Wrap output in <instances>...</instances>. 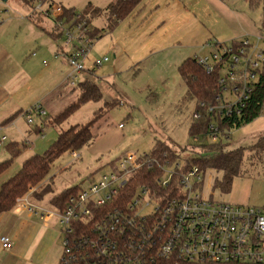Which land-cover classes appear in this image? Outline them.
<instances>
[{
  "label": "rangeland",
  "instance_id": "rangeland-1",
  "mask_svg": "<svg viewBox=\"0 0 264 264\" xmlns=\"http://www.w3.org/2000/svg\"><path fill=\"white\" fill-rule=\"evenodd\" d=\"M114 1L51 0L43 3L35 1L26 3L24 0H0V40L11 57H2L4 59L2 67L8 72L14 68L19 69L22 67L21 63L30 61L32 66L28 85L35 97H41L43 91L52 86L56 79V71L52 68L57 58L48 47L58 43L64 49L61 55H65L72 50L74 43H78L77 39L69 41L67 35V31L76 35L74 21L67 20V17L60 18L58 15L48 14L51 8L62 6L72 8L78 14H84L89 3L98 8H105ZM219 1L223 2V0H144L112 31L108 30L111 22L105 14L98 18L87 16L91 19L92 26L99 30L106 29V33L93 40L86 69L92 68L95 61L103 59L104 56H108L109 61L97 67L93 74H88V77L82 73L79 83L88 78L96 81L103 93V99L81 105L61 127L45 124L47 118L58 116L77 101L78 89L75 87L73 92H69L73 87L66 80V84L55 93L56 95H51L47 99L49 106L48 110L46 109L48 113L46 116L41 117L32 112L30 116L33 124H28V115L14 113L10 119L14 120V126L5 128V125L0 126V136L7 140L6 143L0 144V162L10 158L9 154V157L3 155L4 153L7 155L9 145L16 142L23 150L6 171L0 174V184L14 176L23 161L30 156L43 154L58 139L61 128L68 129L78 123H88L101 108L107 111L102 112L103 117L93 126L92 131L96 138L75 153L63 152L54 161L50 173L53 191L46 194L43 201L31 197L33 203L55 211L51 198L61 191L76 185L87 188L91 179L111 171L122 158L151 153L157 140L166 142L181 154L177 162L181 167L185 166L187 160H189L187 167L192 163L196 164L192 158L205 154L202 148L210 146L215 141L206 137L197 142L190 135L198 104L195 98L187 96L188 89L178 72L179 65L186 58L193 57L197 51L202 53L214 51L215 42L208 43L202 48L194 43L208 36L220 40L227 39V34L233 31L229 28L231 22L229 19L243 22L245 30H240L241 34L248 32L251 36L259 37L264 49L263 5L251 6L249 0H224L228 4L225 6ZM61 20L63 25H60ZM34 52L37 54L34 55ZM57 75L62 76L60 73ZM2 77L1 73L0 79ZM33 98L31 96L28 100ZM111 101L113 103L110 106H114L112 109L105 105V102ZM28 102L26 110L33 106L31 104L33 101ZM38 126L43 127L44 131L36 132ZM262 135L264 110L255 121L233 129L230 137L222 135L216 142L222 143L223 149L229 151L241 146H251ZM197 163L202 166L198 160ZM172 169L174 168L167 167V170ZM222 176V172L214 168L205 172L201 190L205 198L213 197L217 201L264 208V167L252 172L248 169L242 177L234 178L227 193L214 187L216 180H221ZM149 199L147 197L146 201ZM152 204L153 202L146 210H152ZM57 219L58 217L54 216L45 220L40 215L35 220L36 227L39 225L45 229L49 226V231L38 251L48 252L56 248L53 240L57 230L62 257L64 235L61 225L57 224Z\"/></svg>",
  "mask_w": 264,
  "mask_h": 264
},
{
  "label": "built area",
  "instance_id": "built-area-1",
  "mask_svg": "<svg viewBox=\"0 0 264 264\" xmlns=\"http://www.w3.org/2000/svg\"><path fill=\"white\" fill-rule=\"evenodd\" d=\"M63 9L62 6L52 7L48 14L59 16ZM72 20L77 33L67 31V35L69 41L77 39L78 43L73 44L66 59L70 67L67 80L73 87L80 82V75L88 72L86 62L93 39L87 21ZM60 25H63L62 20ZM259 41V37L244 36L216 43L210 54L195 56L207 73L215 70L221 73V90L208 107L212 122L207 137L215 142L223 135L218 121L239 115L248 105L264 66V49ZM233 42L239 43L238 46ZM107 61L109 57L104 56L95 61L93 67L103 66ZM33 110L41 117L47 114L40 103L33 105ZM30 115L28 124L33 123ZM199 116L195 113L194 119ZM6 141L0 136V144ZM168 166L174 169L167 170ZM144 167L159 169L157 181L162 189L178 180V190L163 195L141 183L129 192L131 198L124 204L122 195ZM202 181L203 172L197 164L184 168L178 163L161 165L155 157L145 153L124 157L111 171L91 179L87 188L70 198L69 206L62 212L36 206L30 200L36 186H31L28 193L17 200L23 208L38 213L45 220L58 217L64 234L63 264H149L156 255L166 260L173 258L174 264H264V208L205 198L199 186ZM152 202V210H146ZM109 203L115 206L106 214L95 210ZM155 214H159V221L151 225L150 219ZM77 226L85 233L76 234L82 236L75 238ZM0 243L5 249L13 247L8 235H3Z\"/></svg>",
  "mask_w": 264,
  "mask_h": 264
},
{
  "label": "trees",
  "instance_id": "trees-1",
  "mask_svg": "<svg viewBox=\"0 0 264 264\" xmlns=\"http://www.w3.org/2000/svg\"><path fill=\"white\" fill-rule=\"evenodd\" d=\"M26 3L30 2H50L51 0H24ZM144 0H115L109 6L105 8H98L92 3H89L84 11V14H78L74 9H67L63 7V13L59 15L60 18L67 17V20L77 19L75 21H80L85 19L89 28L90 38L95 40L96 38L102 37L106 33V29L99 30L98 28L92 26L91 19L87 16L98 18L105 14L108 16L111 23H109L108 30L117 26V24L129 16L131 11L135 9ZM52 5V4H51ZM52 7V6H51ZM264 25V21H263ZM234 46H238L239 43L233 42ZM95 67H92L89 71L93 74L95 72ZM178 72L181 74L186 88L188 89L187 96L191 99L197 100V109L195 113H199V118H195V122L190 128V135L192 138L196 137L197 142H201L207 137L209 131L210 123L212 122L211 116L208 114V107L210 103H213L216 96L220 92L219 87L220 71L215 70L213 72L207 73L205 68L200 64L196 57L186 58L178 67ZM260 75L257 82L254 85V91L251 98L248 101V105L239 115H233L230 118L221 119L218 121V127L220 133L224 137H230L231 131L233 129L241 128L242 126L249 124L257 119L264 110V66L260 70ZM78 89L79 95L77 101L68 107L65 111L61 112L56 117H49L44 121L47 125L61 127L64 121L72 114L78 107L89 102V101H101L103 99V93L101 92L96 81L90 80L89 78L84 82L78 83L73 88ZM111 102H105L106 106L110 109L114 108ZM205 104V105H202ZM107 111L101 108L95 113L93 119L89 120L88 123H78L68 129L61 128L59 130L58 139L54 141L43 154H34L30 158L23 161L21 167L18 169L14 176L5 180L0 184V215L3 212L9 211L16 207L18 203V198L25 196L30 190L31 186H36V191L32 194L36 200L43 201L46 194L53 191L51 184V167L54 161L63 154V152L71 151L75 152L84 146L89 145L96 137L93 134V126L103 117L102 112ZM34 112L33 106L28 109V111L22 112L25 115ZM46 116V115H45ZM36 132H43V127H36ZM25 145V144H24ZM202 149L206 152L201 154L199 158H192L194 162L199 163L203 166L201 170L203 172V177L208 169H216L222 172L223 176L221 180H216L214 187L220 189L222 192H228L232 186L234 178L242 177L248 169L252 171L257 170L259 167H264V135L260 136L255 144L238 149L225 151L223 149L222 143H212L210 146H204ZM10 158L0 162V174L6 171V168L12 163L14 158L21 153L23 148L19 146L18 143L11 144L7 147ZM149 156L155 157L161 165H166L167 163H177L181 157V154L177 152L172 146L164 143L161 140H157L151 150L148 153ZM186 161L185 166L187 165ZM195 164V165H196ZM184 168V167H183ZM181 171V169H179ZM160 172L157 167H144L134 176L132 179V184L128 188L127 192L122 195L124 204H127L130 200V191H134L138 185L141 183H146L150 188L157 190L158 193L165 195L168 191L178 190L177 185H179L178 180L175 181L167 189H162L157 181ZM204 180L199 185L200 188L203 186ZM83 187L77 186L61 191L60 194L51 198V204L54 206L56 211L62 212L65 208L69 206L70 198L75 196L77 192ZM129 194V195H128ZM121 197V198H122ZM114 204H107L106 207L102 209H95L98 212L106 214L114 208ZM159 214H155L151 219V225L159 221ZM89 231V229L85 228ZM85 233L83 228L77 226V232L74 233L75 238L82 236L76 235L79 233ZM64 235V234H63ZM63 264V261L60 262ZM149 264H174L173 258L166 260L165 258L155 256L153 262Z\"/></svg>",
  "mask_w": 264,
  "mask_h": 264
},
{
  "label": "crops",
  "instance_id": "crops-1",
  "mask_svg": "<svg viewBox=\"0 0 264 264\" xmlns=\"http://www.w3.org/2000/svg\"><path fill=\"white\" fill-rule=\"evenodd\" d=\"M219 2L221 4L223 3L225 6H228L227 2H224V0L223 2L221 1ZM249 2L251 6H259L260 4L263 5V12H264L263 0H249ZM229 20H231V22L229 23V28H231L233 31L229 34L226 33L228 36L227 39L220 40L216 37L209 38L210 36H208L203 38L199 42L196 41L194 45L196 46L199 45V47L202 48L208 43L215 42V43L223 44V42L226 43V42L235 41L244 36H250L251 38L255 36V35L251 36L250 33L248 32L241 34L242 32L240 30H245V25L243 24V22H240L238 19L236 21H234L233 19H229ZM262 27L264 28L263 23H262ZM54 44L55 45L51 44V46H49L48 48L50 52L55 53V57L57 58L55 62V66L52 68L54 69L53 71H56L55 83L52 86L46 88L45 91H43V95L41 97H35V95L33 94V90L28 85V80L31 75L30 69L32 64H30V61H27L26 63L23 62L21 63L22 64L21 68L19 69L14 68L12 70H9L8 72L5 71V67H2V62L4 61L2 57L4 56L10 57V53L6 48V46L0 40V74L2 73L3 75L2 79H0V124H1L0 126L1 127H3L4 125H5L4 128L14 126L15 124L13 122L14 120L10 121V119L12 118L14 113L20 115L23 114L22 112L28 111V109L27 110L25 109L26 106H28L29 103L28 101L30 102L33 101L31 102L32 105H35L36 103H40L43 109H47V107L49 106L48 104L49 101L47 99L51 97V95H56L55 93L58 92V90L66 84V80L68 79L67 76L68 73L70 72L68 71L69 64L67 63L66 55L72 52L73 47L71 51H69L68 53L66 52L67 54L61 55V53L62 54L64 53V49L58 43H54ZM208 53H202L197 51L193 55V57L200 55H208ZM193 57H188V58H193ZM64 67L66 69L65 71H64ZM52 69L50 70V72L52 71ZM90 69L91 68L88 67V72H85L86 74L85 77H88V74H92L89 71ZM58 73H60V75L62 74V76L57 75ZM64 73H66L67 75ZM73 90L75 89L74 88L69 89V92H73ZM31 96H33L34 98L32 100H28ZM6 151H7V155L6 153H4L3 155L5 157H9L8 155L9 152L8 150ZM31 197H33V195ZM41 208L52 210L51 208L48 207L46 208L41 207ZM39 216L40 215L38 213L29 212L27 209L23 208L18 203L16 204V207H14L13 209L1 213L0 238L3 235L10 236L13 241V245H12L13 247L11 249H5L0 243V264H60V262L62 261L61 259L62 257L60 252L61 246L60 244H58L59 231L55 230L56 232L53 240L56 248H53L48 252L47 251L44 252L42 250L41 252L38 251L41 247V243L43 241L44 236L49 231V226H47L45 229H42L39 225L36 227L35 220ZM50 218H54V216ZM57 224H59V221H57Z\"/></svg>",
  "mask_w": 264,
  "mask_h": 264
}]
</instances>
